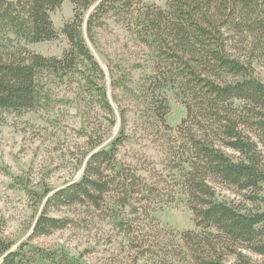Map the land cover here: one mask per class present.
Returning a JSON list of instances; mask_svg holds the SVG:
<instances>
[{
  "label": "trees",
  "instance_id": "1",
  "mask_svg": "<svg viewBox=\"0 0 264 264\" xmlns=\"http://www.w3.org/2000/svg\"><path fill=\"white\" fill-rule=\"evenodd\" d=\"M66 1L74 15L62 30L63 55L30 51L58 39L51 15ZM108 18L142 48L145 63L109 65V72L101 65L90 42ZM133 71L143 76L136 80ZM263 74L264 0H165L163 7L148 0H0V113L43 112L56 116L57 126L67 116L72 126H65L84 140L81 179L37 196L42 207L30 240L71 224L50 211L84 206L110 220L131 251L128 264H264ZM166 89L187 111L176 130L167 122ZM112 91L133 99L148 131L155 127L149 134L168 142L162 171L120 158L135 137ZM17 188L28 192L19 180ZM177 194L192 213V230L164 229L153 216V204H172ZM137 221L155 232L144 234ZM0 264L89 263L64 249L15 243L0 230Z\"/></svg>",
  "mask_w": 264,
  "mask_h": 264
},
{
  "label": "rangeland",
  "instance_id": "2",
  "mask_svg": "<svg viewBox=\"0 0 264 264\" xmlns=\"http://www.w3.org/2000/svg\"><path fill=\"white\" fill-rule=\"evenodd\" d=\"M148 3L165 6V0H148ZM73 15L74 7L70 1H66L62 8L51 15L59 34L58 39L29 45V50L47 57H61L68 48L62 30ZM90 46L107 72L109 65L128 70L137 63H145L147 58L142 48L113 18L107 19L105 27L98 30L97 43L90 42ZM142 76V71L132 72L136 80ZM164 93L171 106L167 122L176 130L186 118L187 111L172 89H166ZM111 96L115 105L127 112L129 134L135 137L132 143L126 144L120 158L132 161L134 157L144 164L145 169H152L155 163L158 170L162 171L161 163L166 159L164 150L168 145L166 139H158L154 133L149 134V131L154 132L155 127L148 131L150 127L140 117L141 107L133 99L119 91H112ZM55 117L43 112L24 115L0 113V230L4 237L15 243L31 241L46 249H64L73 257L82 255L89 264H128L131 251L113 229L110 220L84 206L50 211L49 216L69 219L71 224L50 236L30 240L32 224L42 207L37 196L42 195L46 189H60L77 182L83 174L78 167L77 157L84 148V140L65 126H72V118L67 119L65 116L61 126H57L52 123ZM119 128L118 125L104 147L108 148L112 144ZM18 180L28 192L17 188ZM222 197L230 200L235 198L230 192H223ZM152 209L155 211L153 216L164 229L186 231L195 228L192 213L181 194H177L174 203H155ZM137 223L139 227L143 225L144 234L155 232L153 226L142 221ZM169 238L171 235L163 236L166 241Z\"/></svg>",
  "mask_w": 264,
  "mask_h": 264
}]
</instances>
